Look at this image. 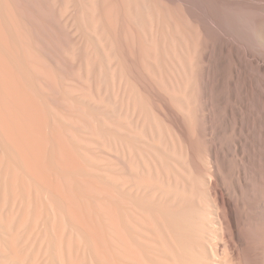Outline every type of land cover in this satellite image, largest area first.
Here are the masks:
<instances>
[{"label": "bare ground", "instance_id": "obj_1", "mask_svg": "<svg viewBox=\"0 0 264 264\" xmlns=\"http://www.w3.org/2000/svg\"><path fill=\"white\" fill-rule=\"evenodd\" d=\"M0 264H264V0H0Z\"/></svg>", "mask_w": 264, "mask_h": 264}]
</instances>
